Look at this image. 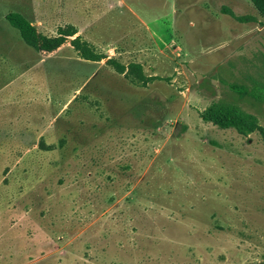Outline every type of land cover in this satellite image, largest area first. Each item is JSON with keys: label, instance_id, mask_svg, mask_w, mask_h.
Here are the masks:
<instances>
[{"label": "rangeland", "instance_id": "obj_1", "mask_svg": "<svg viewBox=\"0 0 264 264\" xmlns=\"http://www.w3.org/2000/svg\"><path fill=\"white\" fill-rule=\"evenodd\" d=\"M229 114L264 129L252 0H0V264H264V136Z\"/></svg>", "mask_w": 264, "mask_h": 264}, {"label": "trees", "instance_id": "obj_2", "mask_svg": "<svg viewBox=\"0 0 264 264\" xmlns=\"http://www.w3.org/2000/svg\"><path fill=\"white\" fill-rule=\"evenodd\" d=\"M252 2L255 7L264 15V0H252ZM6 20L13 28L20 31L22 38L27 45L45 52L57 50L66 42L67 37H73L77 33L73 29L62 30L58 36L48 37L39 33L36 27H34L23 15L19 13H9L6 16ZM70 42L75 50H77L86 60L101 61L106 59L105 56L95 53L89 43L81 40L80 36L72 39ZM106 64L112 66L118 72L122 73L134 68L140 72V77L142 79L148 78L143 74L142 66L140 64L132 63L129 65H124L112 58L106 59ZM218 117L219 118H205L221 128H236L241 134L259 131L264 136L263 127L257 124L251 125L240 116L229 114L227 116Z\"/></svg>", "mask_w": 264, "mask_h": 264}]
</instances>
